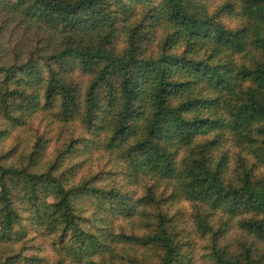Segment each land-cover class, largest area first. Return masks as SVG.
<instances>
[{
  "label": "trees",
  "instance_id": "16d2710c",
  "mask_svg": "<svg viewBox=\"0 0 264 264\" xmlns=\"http://www.w3.org/2000/svg\"><path fill=\"white\" fill-rule=\"evenodd\" d=\"M239 1L249 23L238 28L222 21L225 11H235L232 2L210 12L204 0L150 1L142 18L126 26L125 48L116 53L111 42L120 17L127 13L125 0H17L15 8L25 6L21 11L48 30L79 40L75 45L68 41L62 51L52 53L47 58L51 65L65 68L66 74L79 66L92 77L79 93L51 65H46L43 77L37 62L17 67L0 64L4 87L0 109L7 121L0 129V145L25 117L56 109L61 120L59 139L68 135L73 121L85 129L78 139L65 142V153L72 152L79 139L83 148L101 151L100 137L107 130L105 147L117 151L127 164L124 180L139 184L149 178L173 186L169 189L172 202L193 205L202 234L213 233L208 223L213 212L231 218L250 214L239 225L264 242V217L257 218L264 214V172L256 176L251 168H264V0ZM158 29L159 51L147 55L146 46L156 40ZM90 35L100 39L97 46L96 40L82 44V38ZM248 49L261 54L250 66L236 65L229 58ZM12 84L16 89L8 90ZM227 134L246 155L257 158L256 165L247 169L248 160L239 158L232 173L226 170L225 154L216 160L215 151ZM198 138L205 141L194 144ZM38 146L27 153L29 165L23 167L16 165V145L6 151L0 148V264H64L67 259L72 264H123L98 257L99 252L111 250L108 243L113 238L104 230L118 215L141 217L142 230H149L141 239L123 237L125 242L139 241L163 253L156 262L142 264L180 263L184 247L180 233L175 234L165 216L151 223L147 210L157 202L152 189L146 198L133 200L115 187L89 189L86 182L68 187L51 168L39 173L30 170L38 159ZM182 150L185 155L180 158ZM45 193L52 195L51 201ZM84 196L108 204L97 208L100 223L106 225L99 234L87 228L89 217L76 202ZM22 222L48 240L53 259L35 252V247L33 256L14 251L27 232ZM59 256L62 259L55 261ZM211 258L214 264H264V256L250 247L238 255L212 248Z\"/></svg>",
  "mask_w": 264,
  "mask_h": 264
},
{
  "label": "rangeland",
  "instance_id": "374dc122",
  "mask_svg": "<svg viewBox=\"0 0 264 264\" xmlns=\"http://www.w3.org/2000/svg\"><path fill=\"white\" fill-rule=\"evenodd\" d=\"M139 1L141 3L137 2L132 5L130 0H125L127 13L120 17L119 24L121 27L118 26V29L114 30V37L111 42V47L116 53H122L125 48L126 38L123 31L127 28L126 26L137 23L139 18H142L144 15L150 1L155 0ZM204 1L208 4L210 12L222 9L225 2L234 3L235 11L233 13L229 14L225 11L222 14L223 23L229 28L248 25V19L241 13L239 0ZM15 3H17V0H0V64L17 67L26 62H37L42 69V76L46 77V65H51V62L47 58L52 53L62 51L68 41L75 45L79 40L76 37L71 38L72 35L66 32L61 33L60 31L52 32L48 30L44 25L39 24L36 20L28 17L21 11L26 9L25 6L21 7V9L17 6L15 8ZM90 36L82 38V44L86 45L89 41L96 40L95 45L97 46L100 42L98 36ZM100 36L104 37V34ZM158 36H160L159 29L156 30V40L146 46V50L149 51L147 55L157 54L159 51L158 46L160 44L158 46L156 44L159 40ZM229 58L236 65L244 64L250 66L261 58V54L256 51L251 52L248 49L245 53L234 54ZM51 66L60 73L61 77H65L67 82L74 87L76 86L79 93L87 88L92 77L90 72H84L79 66L69 71L68 74L63 70L65 68L60 69L58 65L53 64ZM3 88V85H0L1 93ZM12 89H16V85H8V90ZM13 105H16V100L13 102ZM40 107H43V105ZM56 113V109L38 110L33 115L25 117L24 121L19 123L16 129L10 132L9 136L6 134L3 136L0 148L6 151L16 145V165L23 167V165H29L27 153L34 145L38 144V159H34L36 161L33 163V166H30V170L39 173L51 168L53 170L52 173L68 187L84 182L90 186L89 189L94 186L100 189L115 187L121 189L133 200L146 198L149 194V189H152L157 202L147 212L150 218H152L151 223H157L160 215L165 216L170 221L169 225L174 226L175 234L180 233L181 243L184 244V247L181 251L182 256L179 264H214V260L211 258L212 248H225L230 254L238 255L242 253L244 248L250 247L256 255L264 256V242L249 236L239 225V221L243 218H250V214H240L237 217L231 218L229 215H224L222 211L213 212L208 220L209 225L213 226V233L202 234L199 232V219L196 217L197 210H193V205L184 201L172 202L169 189H172L173 186L163 185L149 178L140 179L139 184L124 180L122 172L126 170L127 164L123 159L118 157L117 151H110L105 147L106 140L109 137L107 130L100 137L99 144L103 146L101 147V151H96L95 149L89 151L88 147L83 148V142L79 139L73 145L75 149L72 152L65 153L63 147L65 142L72 138L78 139L85 129H81L73 121L68 135L64 136L63 139H59L61 120ZM3 122L7 121L4 120L0 109V129L5 126ZM211 137L208 136L207 139H211ZM204 141L205 138H198L194 144ZM17 152L20 155L23 153V155H17ZM215 153H217L216 160L222 154L227 156L226 170L232 173L237 168L239 158L245 161L248 160V163L243 161L244 164L246 163L247 169L257 163V158L246 155L243 148L232 143L231 137L228 134L218 145ZM180 154H182L180 158L185 155L183 150L180 151ZM251 168L256 176L264 172V168L262 167H257V169L255 167ZM44 197L46 200L51 201L50 197L52 195L45 193ZM76 202L77 204L80 203V206L85 210V215L89 217L87 228L97 234L104 230V226L106 225L102 222L100 223L102 219L100 215L101 209L97 208L108 205L105 200L97 198L95 201L93 197L84 196L78 198ZM102 216H105V214ZM263 217L264 214H258L257 216V218ZM140 218H126L121 215L112 217V221H110V224L104 230L111 234L113 238L108 243L111 250L106 253L104 251L99 252L98 257L103 256L102 258L109 263L115 260L116 262L122 261L123 264H142L152 261L156 262L159 254V260L163 254L160 248H155L151 245L143 247L139 244V241L135 245H130L129 242L127 243L123 240V237L141 239L149 234V230H142L145 225L140 221ZM22 223L27 226V232L23 238H19V244L17 247L16 245L14 246V251L19 249L24 255L33 256L35 255V247V252L40 253L42 251L41 255L45 256L48 260L53 259L55 252L50 248L48 240L35 232L33 226L25 222ZM120 242L125 245L119 246ZM114 252L115 256H113ZM121 253L124 254L122 255ZM121 255L124 257L120 258ZM112 256L114 259H112ZM61 259L62 256H59L55 258V261ZM67 260L64 261V264H72L69 259Z\"/></svg>",
  "mask_w": 264,
  "mask_h": 264
}]
</instances>
